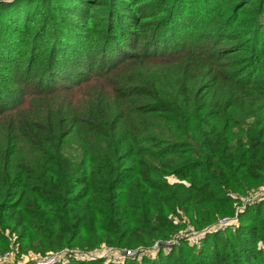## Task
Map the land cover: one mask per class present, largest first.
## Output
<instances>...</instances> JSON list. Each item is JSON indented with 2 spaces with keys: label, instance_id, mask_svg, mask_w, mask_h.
Instances as JSON below:
<instances>
[{
  "label": "trees",
  "instance_id": "1",
  "mask_svg": "<svg viewBox=\"0 0 264 264\" xmlns=\"http://www.w3.org/2000/svg\"><path fill=\"white\" fill-rule=\"evenodd\" d=\"M262 186L264 0H0L2 251L264 264Z\"/></svg>",
  "mask_w": 264,
  "mask_h": 264
},
{
  "label": "built area",
  "instance_id": "2",
  "mask_svg": "<svg viewBox=\"0 0 264 264\" xmlns=\"http://www.w3.org/2000/svg\"><path fill=\"white\" fill-rule=\"evenodd\" d=\"M260 198H264V191H261L260 193L254 192L253 194L250 195L249 200H258ZM235 219H223L219 223V227H225V226H235L236 222ZM107 249V251H111L107 255H103L100 250H98L96 253L93 252L95 250H87V251H81V250H74L72 253L74 254L75 257L78 259H83V260H90L94 258H105L108 260V262L116 263L119 264L121 263L125 258L132 256L133 253L131 251L127 250H118L114 248H108L106 246H103ZM102 248V247H101ZM100 248V249H101ZM69 255V251H62L54 254H48L45 257H40L38 262H35L33 264H64L67 262V257Z\"/></svg>",
  "mask_w": 264,
  "mask_h": 264
},
{
  "label": "rangeland",
  "instance_id": "3",
  "mask_svg": "<svg viewBox=\"0 0 264 264\" xmlns=\"http://www.w3.org/2000/svg\"><path fill=\"white\" fill-rule=\"evenodd\" d=\"M29 104V99L26 101V104H22L21 107H18L17 109L9 112V114H7L8 116H12L14 114L15 111H22L23 108H26V106ZM24 110V109H23ZM173 180V179H171ZM175 180V179H174ZM261 191H264V186L260 187L257 190H254L253 192H251L249 194V196L247 198L250 197L251 194H253L254 192L260 193ZM236 224L239 222V219H235ZM183 235H187L189 237H191V243L192 244H196L197 243V237L199 236L198 233H196L193 230H184L182 231ZM176 244V241H171L169 242V244ZM197 246V245H195ZM102 247V248H101ZM99 248L94 249L95 251L93 252H97L98 250H100V252L103 255H107L108 253H110L111 251H107V249L103 246H101ZM101 248V249H100ZM81 251H87V250H81ZM40 256L36 255V253L33 252H29V253H21V251L19 250L18 245L15 244V239L11 238V245H9V247L7 249H4L3 247V251L0 249V264H33L35 262H38ZM105 259V258H103ZM107 260V259H106ZM108 262V260H107Z\"/></svg>",
  "mask_w": 264,
  "mask_h": 264
}]
</instances>
